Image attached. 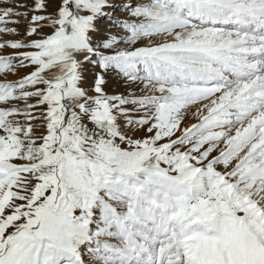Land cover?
Instances as JSON below:
<instances>
[{
	"label": "snow or ice",
	"instance_id": "1",
	"mask_svg": "<svg viewBox=\"0 0 264 264\" xmlns=\"http://www.w3.org/2000/svg\"><path fill=\"white\" fill-rule=\"evenodd\" d=\"M0 264H264V0H0Z\"/></svg>",
	"mask_w": 264,
	"mask_h": 264
},
{
	"label": "rangeland",
	"instance_id": "2",
	"mask_svg": "<svg viewBox=\"0 0 264 264\" xmlns=\"http://www.w3.org/2000/svg\"><path fill=\"white\" fill-rule=\"evenodd\" d=\"M109 19H110L109 17H105L104 20H103V22H102V24H101V27H103L105 24H107L108 21H109ZM23 31H24V26L21 25V27H20V32L23 33ZM24 74H25L24 71H22V72L20 73L21 76L24 75ZM9 79H10V80H15V79H17V77H16V76H10ZM119 88H120V90H123L124 86L121 85V86H119ZM117 90H118V86H117V84H115V83L111 84V86H110V91L114 93V92H116ZM190 122H191V121H189V123H190Z\"/></svg>",
	"mask_w": 264,
	"mask_h": 264
}]
</instances>
